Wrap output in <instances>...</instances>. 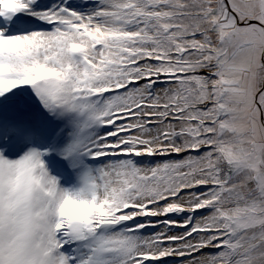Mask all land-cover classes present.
Masks as SVG:
<instances>
[{
	"label": "snow or ice",
	"instance_id": "1",
	"mask_svg": "<svg viewBox=\"0 0 264 264\" xmlns=\"http://www.w3.org/2000/svg\"><path fill=\"white\" fill-rule=\"evenodd\" d=\"M0 264H264V0H0Z\"/></svg>",
	"mask_w": 264,
	"mask_h": 264
}]
</instances>
